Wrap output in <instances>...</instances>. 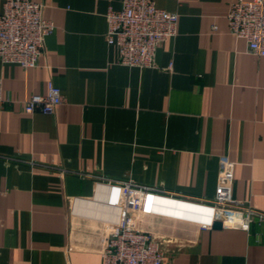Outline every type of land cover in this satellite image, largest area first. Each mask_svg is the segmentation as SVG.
<instances>
[{"label": "crops", "instance_id": "obj_1", "mask_svg": "<svg viewBox=\"0 0 264 264\" xmlns=\"http://www.w3.org/2000/svg\"><path fill=\"white\" fill-rule=\"evenodd\" d=\"M29 1L54 30L35 67L0 61V264H103L108 180L160 191L131 223L163 264H264V221L201 227L221 155L235 162L233 197L264 214V57L228 33L234 0H154L178 20L147 68L119 64L105 40L121 0ZM48 82L62 103L25 113Z\"/></svg>", "mask_w": 264, "mask_h": 264}, {"label": "built area", "instance_id": "obj_2", "mask_svg": "<svg viewBox=\"0 0 264 264\" xmlns=\"http://www.w3.org/2000/svg\"><path fill=\"white\" fill-rule=\"evenodd\" d=\"M44 4L29 0H6L0 13V61L23 68L36 66L45 38L54 24L43 17ZM105 40L115 45L117 62L124 66L153 67L157 46L176 34L178 15L155 6L154 0H121V8H108ZM228 33L245 40L251 54L264 57V0H234L226 15ZM8 101L2 93L0 102ZM63 101L60 89L48 82L45 94H32L24 103L27 114H53ZM235 162L221 155L214 195L204 203L211 209V219L202 228H212L215 221L221 228L248 230L254 217L264 221L248 202L233 197ZM111 187L109 204L117 206V221L107 234L101 255L103 264H163L159 241L150 233L132 225L139 214L151 212L159 190L131 181H106Z\"/></svg>", "mask_w": 264, "mask_h": 264}, {"label": "water", "instance_id": "obj_3", "mask_svg": "<svg viewBox=\"0 0 264 264\" xmlns=\"http://www.w3.org/2000/svg\"><path fill=\"white\" fill-rule=\"evenodd\" d=\"M212 228H214V229H219V228H221V223L218 222V221L213 222V224H212Z\"/></svg>", "mask_w": 264, "mask_h": 264}]
</instances>
